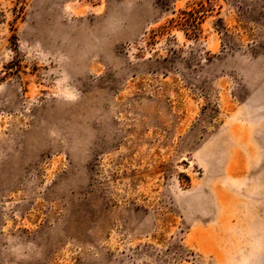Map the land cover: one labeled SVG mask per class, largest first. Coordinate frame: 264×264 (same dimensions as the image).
Segmentation results:
<instances>
[{"label":"rangeland","instance_id":"1","mask_svg":"<svg viewBox=\"0 0 264 264\" xmlns=\"http://www.w3.org/2000/svg\"><path fill=\"white\" fill-rule=\"evenodd\" d=\"M0 264H264V0H0Z\"/></svg>","mask_w":264,"mask_h":264}]
</instances>
